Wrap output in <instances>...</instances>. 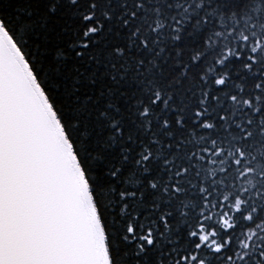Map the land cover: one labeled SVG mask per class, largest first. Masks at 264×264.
Segmentation results:
<instances>
[{
	"label": "snow or ice",
	"instance_id": "obj_1",
	"mask_svg": "<svg viewBox=\"0 0 264 264\" xmlns=\"http://www.w3.org/2000/svg\"><path fill=\"white\" fill-rule=\"evenodd\" d=\"M0 264H264V0H0Z\"/></svg>",
	"mask_w": 264,
	"mask_h": 264
}]
</instances>
